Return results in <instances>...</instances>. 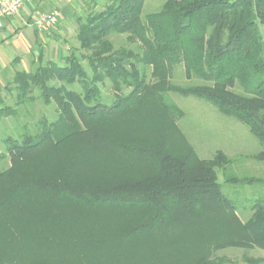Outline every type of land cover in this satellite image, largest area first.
Instances as JSON below:
<instances>
[{
	"label": "trees",
	"instance_id": "obj_1",
	"mask_svg": "<svg viewBox=\"0 0 264 264\" xmlns=\"http://www.w3.org/2000/svg\"><path fill=\"white\" fill-rule=\"evenodd\" d=\"M87 1L64 63L14 77L18 105L38 88L58 117L0 154L10 160L0 168V264H228L217 251L264 249V199L245 205L224 192L218 170L236 160L222 150L200 158L169 99L192 96L243 123L264 159V0H167L144 20L146 0ZM114 34L137 50L117 48ZM177 66L198 83L173 84ZM240 208L253 212L247 222Z\"/></svg>",
	"mask_w": 264,
	"mask_h": 264
},
{
	"label": "rangeland",
	"instance_id": "obj_2",
	"mask_svg": "<svg viewBox=\"0 0 264 264\" xmlns=\"http://www.w3.org/2000/svg\"><path fill=\"white\" fill-rule=\"evenodd\" d=\"M95 1L99 3L97 9H101L104 3L103 0ZM166 1L146 0L142 11V19L144 20L146 15L150 13L159 11ZM86 3L88 6L85 8L82 17H85L89 12L91 2L88 3L87 1ZM258 27L264 41V27L260 24H258ZM111 40L117 48L126 47L137 50L136 44L127 42L126 35L114 34L111 36ZM68 41L67 47H61L63 58L70 55V48L78 47L77 40L76 38L73 39V36L68 38ZM42 48V59L39 60L38 55L33 62L28 60L25 63V68L15 63L11 66L13 69H9L2 74L0 80V109L11 106L16 108L17 113L10 116L0 114V154L5 153L7 150V139L21 140L27 133L36 135L41 119L44 118L49 122H53L58 117L55 103L52 102L48 105L44 103L38 88L33 89L23 103L17 104L18 92L14 84L17 71H24V69L25 71H34L40 64H45L50 60L58 64L64 63L63 58L54 54L56 50L54 47ZM52 83L61 84L57 81ZM172 83L186 85L198 83V81L185 79L183 67L177 66L172 77ZM68 88L79 92L82 90L78 84L68 86ZM101 89L103 92L102 102L110 104L113 100L110 81L106 80ZM169 99L183 111L184 116L178 121V125L200 158L212 159L217 151L222 150L228 157L236 160L233 165L227 168L226 172L218 170V180L223 185L224 192L229 197L245 205L259 198L264 199V185H233L225 182L227 177L232 176L264 179V159L254 158L255 155L263 151V147L250 133L248 127L233 117L223 115L207 101L173 93L169 94ZM9 166V159L0 164L1 169H7ZM238 215L243 222H247L253 216V212L240 208ZM215 255L231 259L232 262L228 264H246L243 261L244 256L264 259V249L258 247L252 249L227 248L217 251Z\"/></svg>",
	"mask_w": 264,
	"mask_h": 264
},
{
	"label": "crops",
	"instance_id": "obj_3",
	"mask_svg": "<svg viewBox=\"0 0 264 264\" xmlns=\"http://www.w3.org/2000/svg\"><path fill=\"white\" fill-rule=\"evenodd\" d=\"M84 10L85 0H35L5 20L0 27V80L13 64L25 68L28 60L33 62L43 52L42 47H54V54L63 58L61 47H67L71 36L76 38L78 19ZM52 11L58 13V24L47 32L39 31L34 25L36 17Z\"/></svg>",
	"mask_w": 264,
	"mask_h": 264
},
{
	"label": "built area",
	"instance_id": "obj_4",
	"mask_svg": "<svg viewBox=\"0 0 264 264\" xmlns=\"http://www.w3.org/2000/svg\"><path fill=\"white\" fill-rule=\"evenodd\" d=\"M35 0H0V27L7 19L15 17L22 8L34 2ZM59 22V16L56 11L43 13L36 17L34 25L41 32H47L53 29Z\"/></svg>",
	"mask_w": 264,
	"mask_h": 264
}]
</instances>
